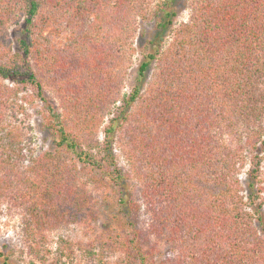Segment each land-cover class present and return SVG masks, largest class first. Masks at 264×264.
Returning a JSON list of instances; mask_svg holds the SVG:
<instances>
[{
	"label": "trees",
	"instance_id": "obj_1",
	"mask_svg": "<svg viewBox=\"0 0 264 264\" xmlns=\"http://www.w3.org/2000/svg\"><path fill=\"white\" fill-rule=\"evenodd\" d=\"M162 3L154 13L164 12L157 25L168 29L174 12L169 0ZM149 7V0H0V205L21 208L23 230L33 237L44 224L72 215L85 223L92 208L78 185L89 167L108 203L115 199L122 230L107 227L104 241L121 247L124 264H162L141 239L136 210L142 206L150 231L195 264H259L264 0H190L188 22L174 30L165 50L157 44L140 64L138 82L117 114L128 168L114 154L117 124L105 128L108 152L101 157L68 128L57 103V94L71 103L103 100L104 107L116 101L102 72H126L135 16L150 15ZM19 23L22 35L13 47L7 29ZM53 27L67 35L62 46L46 34ZM153 60L156 71L144 91ZM33 101L42 103L54 134L55 148L40 154L26 131L25 105ZM247 157L255 183L244 194L240 170ZM83 206L90 210L81 212ZM1 261L8 264V257Z\"/></svg>",
	"mask_w": 264,
	"mask_h": 264
},
{
	"label": "rangeland",
	"instance_id": "obj_2",
	"mask_svg": "<svg viewBox=\"0 0 264 264\" xmlns=\"http://www.w3.org/2000/svg\"><path fill=\"white\" fill-rule=\"evenodd\" d=\"M162 1L149 0L150 15L135 16L134 36L131 39L133 41L132 59L126 72L120 70L121 74L119 75L115 67L104 69L102 72L104 85L114 90L116 101H111L108 104L109 107H107L108 105L104 107L103 100L94 103L93 101L78 99L75 103H71L69 102L70 99L65 100L59 94L55 95L60 110L66 118L68 128L85 137V143L91 146L92 151L99 153L101 157H106L108 152L102 145L105 140V128L117 124L114 134V154L120 164L126 168L129 167V159L120 150L121 139L124 143L126 136L123 130L121 131L119 128V122L116 120L117 114L125 105V100H128L138 82L140 64L147 60L149 53L155 52L158 45L161 50H165L172 39L174 30L181 24L188 22L191 15L190 0H169V8L174 12L171 17L173 23L168 29H161L157 24L161 21L164 12L159 10V15H156L154 11H158L160 7L164 8L165 5ZM111 16H116V14L112 13ZM22 28L23 23H19L9 25L7 29V36L9 41L13 43V47L17 46L18 37L22 35ZM46 34L54 40L57 46H62L67 38L64 32L58 31L54 27L46 31ZM156 65L157 61L153 60L143 78L141 87L144 91L153 80ZM25 106L29 123L26 126L27 137L35 152L40 154L55 148L54 134L51 129L45 126V111L42 103L33 101ZM113 118L114 121L111 122ZM62 158L64 161H68L67 155ZM250 162L249 157H247L245 166L240 170L244 194H249L252 189L250 184L255 183V180L249 175ZM78 170L80 169L78 168ZM81 171L83 173L80 174L78 188L83 189L85 199L80 197L86 200V203L92 208L91 215L85 223L81 221L82 216L75 217L72 215V218L67 222L56 223L50 227L44 224V227L36 230L37 234L33 237L27 235L23 230L21 217L23 211L21 208L11 207L7 203L0 205V252H3L0 259L2 261L6 256L8 257V264H124L125 260L122 259L124 256L121 247H111L104 241V235L109 238L108 233H103L107 227L118 225L122 230L118 223L120 218H116V215L119 214L113 204L115 199H112V204H109L104 198L105 189L98 185L99 175L96 172L89 167ZM132 183L138 187L137 181ZM136 189L138 191V188ZM260 202L261 199L258 200V203ZM82 208L83 211L81 212L83 213L90 210L87 206ZM260 210V213L255 216L259 218H256L257 227L260 233L264 234V206ZM136 214L139 216L137 225L142 230L141 239L144 246L157 262L162 264H195L194 258L189 255L180 256L176 245L169 244L163 237L150 231V219L144 206L140 210H136ZM131 228L129 226V230H132ZM262 245L264 248V243ZM259 264H264V260L260 261Z\"/></svg>",
	"mask_w": 264,
	"mask_h": 264
}]
</instances>
